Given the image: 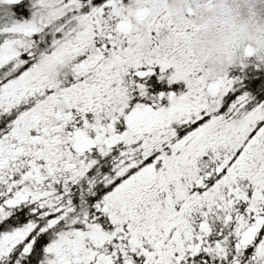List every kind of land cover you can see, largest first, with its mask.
I'll list each match as a JSON object with an SVG mask.
<instances>
[{
	"label": "snow or ice",
	"instance_id": "snow-or-ice-1",
	"mask_svg": "<svg viewBox=\"0 0 264 264\" xmlns=\"http://www.w3.org/2000/svg\"><path fill=\"white\" fill-rule=\"evenodd\" d=\"M0 264H264V0H0Z\"/></svg>",
	"mask_w": 264,
	"mask_h": 264
}]
</instances>
